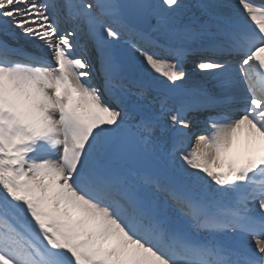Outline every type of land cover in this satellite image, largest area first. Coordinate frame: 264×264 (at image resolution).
Segmentation results:
<instances>
[{"label": "snow or ice", "instance_id": "obj_1", "mask_svg": "<svg viewBox=\"0 0 264 264\" xmlns=\"http://www.w3.org/2000/svg\"><path fill=\"white\" fill-rule=\"evenodd\" d=\"M0 264H264V0H0Z\"/></svg>", "mask_w": 264, "mask_h": 264}, {"label": "bare ground", "instance_id": "obj_2", "mask_svg": "<svg viewBox=\"0 0 264 264\" xmlns=\"http://www.w3.org/2000/svg\"><path fill=\"white\" fill-rule=\"evenodd\" d=\"M193 142H194V139H193Z\"/></svg>", "mask_w": 264, "mask_h": 264}]
</instances>
